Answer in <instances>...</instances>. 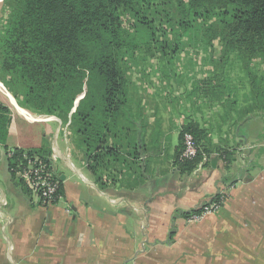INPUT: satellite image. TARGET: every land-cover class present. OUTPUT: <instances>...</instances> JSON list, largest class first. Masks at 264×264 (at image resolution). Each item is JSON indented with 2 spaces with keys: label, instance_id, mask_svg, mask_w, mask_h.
Masks as SVG:
<instances>
[{
  "label": "crops",
  "instance_id": "0c3cea01",
  "mask_svg": "<svg viewBox=\"0 0 264 264\" xmlns=\"http://www.w3.org/2000/svg\"><path fill=\"white\" fill-rule=\"evenodd\" d=\"M258 64L262 93L253 92L248 77L223 76L211 63L202 76L167 77L168 90H159L158 81L142 82L144 90L137 87L139 98L125 112L130 118H123L120 160L103 187L60 119H27L14 98L16 106L0 95L11 110L6 147L0 144V264H264V75ZM196 67L189 65V72ZM25 121L39 124L35 140L25 135ZM185 126L208 158L187 174L176 163ZM44 139L61 183L60 197L48 204L6 156L8 148H37ZM216 194L224 201L215 213L193 222L180 214Z\"/></svg>",
  "mask_w": 264,
  "mask_h": 264
},
{
  "label": "trees",
  "instance_id": "16d2710c",
  "mask_svg": "<svg viewBox=\"0 0 264 264\" xmlns=\"http://www.w3.org/2000/svg\"><path fill=\"white\" fill-rule=\"evenodd\" d=\"M215 40L221 45L222 66L211 61L214 71L221 70L223 76L234 69L244 71L253 92L262 93L251 64L260 62L264 75V0H3L0 82L29 112L55 116L62 125L69 117L71 140L86 157L93 180L103 187L104 177H110L120 160L123 118H130L125 112L132 108L128 60L136 51L174 56L186 46L217 52ZM84 84V96L70 114ZM10 116L0 101L4 146ZM184 131L195 135L190 127L181 135ZM12 149L14 159L27 152L50 161L45 139L37 148ZM181 150L182 145L176 163L185 174L206 154L199 146L197 157L183 162ZM8 164L13 168L11 158ZM54 176L60 195L61 183ZM219 198L216 194L211 202ZM207 203L180 214L187 218Z\"/></svg>",
  "mask_w": 264,
  "mask_h": 264
},
{
  "label": "rangeland",
  "instance_id": "374dc122",
  "mask_svg": "<svg viewBox=\"0 0 264 264\" xmlns=\"http://www.w3.org/2000/svg\"><path fill=\"white\" fill-rule=\"evenodd\" d=\"M2 16H3V0H0V20H1ZM128 23H130V21L125 20V24L127 25ZM214 46L217 49V52L216 51L212 52L209 49L204 50V48H199L196 46L195 47H191V46L187 47L186 46L185 48H183V50L178 55L172 56L171 54H165L163 57L160 54L154 53L153 51L142 52V53H141V51H136L134 53V56H133L134 58L128 60L127 65H126L127 77H129V80L132 81V83L130 85V89H131V92L133 94L132 103L133 104L136 103L137 97L139 98V95H137V93H138L137 87H140L141 86L140 84H142V82H144V81H146L148 83L147 84L148 86H153L156 84V81H158L159 84H156V87L159 90H161V89L168 90L166 85H162L163 81H167V79H166L167 77L168 78L170 77L173 79V77H177V78L183 77L184 78V77H187V75L193 76V77H195L197 75L202 76L205 74V71H207L206 69L210 70V68H203V66L207 65V63H209L211 61H216L217 63H219V67H221L222 66L221 55H219V52H218V50L221 48L220 47L221 45L219 44L218 40L214 41ZM211 64L213 65L212 62H211ZM189 65L197 66L195 68L196 70L193 69L191 72H189ZM229 65L230 66H236L235 62H233L232 60H230ZM258 65H259L258 62H255V61L252 62V64H251V67H252L251 70L256 75H257V67H259ZM229 73L233 74V77H236V75L237 76H241V75L245 76L244 71H241V70L238 71V69H234V71H232V72L227 71L226 75H228ZM153 78H156V79H153ZM149 79H151V80H149ZM0 83H1L0 85L5 89V91L8 92L7 87L2 82H0ZM158 85L160 88L158 87ZM162 86H163V88H162ZM83 88L84 89H83L82 94L84 95V92L86 90L85 84H84ZM140 88L143 89L144 84ZM143 90H141V91L143 92ZM0 95L4 98L6 97L9 100V98L1 90H0ZM174 102L178 103L177 101H174ZM30 114L35 115V116L38 115V114H34V113H30ZM45 116L49 117L51 115H45ZM25 123L27 126L25 128L26 130L24 129L25 135L29 139L35 140L36 139L35 135L37 133L39 134V132H40V127L38 126L39 124L38 125H37V123L29 124L28 122L25 121L24 125H25ZM183 123L184 122H182L181 125ZM49 126H52L53 130H55V128H56V124H53V123H49ZM63 126L64 127L66 126L65 129L67 128V134L71 138V136L73 135V131H72L71 127L69 126V117H68L67 124H65ZM58 137H59L58 138V143H59L62 140L61 133H59ZM75 148L76 147H74V150H75ZM57 166H58V164L56 165V168H57Z\"/></svg>",
  "mask_w": 264,
  "mask_h": 264
},
{
  "label": "built area",
  "instance_id": "2783aa9c",
  "mask_svg": "<svg viewBox=\"0 0 264 264\" xmlns=\"http://www.w3.org/2000/svg\"><path fill=\"white\" fill-rule=\"evenodd\" d=\"M25 118L30 120L48 119L47 117H33L30 113L25 112ZM66 131V130H65ZM199 147L192 133L184 131L182 133V150L179 160L191 161L197 157ZM7 158L13 160L12 170L23 180L29 190L39 199L42 204H48L56 201L59 195V183L54 176L55 158L50 156L49 163L40 159L38 156L30 155L23 152L18 159L12 158L14 150L9 148L6 151ZM208 161L207 156L203 154L201 161L197 165V169ZM224 201V196L220 195L219 200L209 202L201 207V210L190 214L186 219L188 222L201 220L205 215L218 211L220 204Z\"/></svg>",
  "mask_w": 264,
  "mask_h": 264
},
{
  "label": "water",
  "instance_id": "95a60500",
  "mask_svg": "<svg viewBox=\"0 0 264 264\" xmlns=\"http://www.w3.org/2000/svg\"><path fill=\"white\" fill-rule=\"evenodd\" d=\"M0 84H1V83H0ZM83 96H84V95L82 94V95H80V96L75 100V102H74V107L72 108L70 114L73 113V112L75 111V108H76V106H77L79 100H80ZM216 161H217V155H213V156L211 157V159H210V163H211V165L214 166L215 163H216Z\"/></svg>",
  "mask_w": 264,
  "mask_h": 264
},
{
  "label": "bare ground",
  "instance_id": "6f19581e",
  "mask_svg": "<svg viewBox=\"0 0 264 264\" xmlns=\"http://www.w3.org/2000/svg\"><path fill=\"white\" fill-rule=\"evenodd\" d=\"M0 90H1L3 93H5V95L10 99V101L13 102V105L16 106V104L14 103L15 101H14L13 97H12L7 91H5V89H4L1 85H0ZM17 108H18V110H19L21 113H25V111H24L22 108H20V107H18V106H17ZM22 116H23V115H22Z\"/></svg>",
  "mask_w": 264,
  "mask_h": 264
}]
</instances>
